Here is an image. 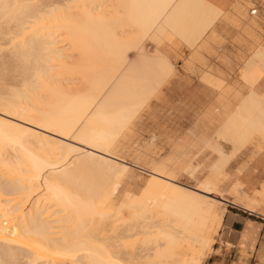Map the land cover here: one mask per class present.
I'll list each match as a JSON object with an SVG mask.
<instances>
[{
  "label": "bare ground",
  "instance_id": "obj_1",
  "mask_svg": "<svg viewBox=\"0 0 264 264\" xmlns=\"http://www.w3.org/2000/svg\"><path fill=\"white\" fill-rule=\"evenodd\" d=\"M222 11L209 0H0V246L8 255L20 250L27 264H201L224 215L221 170L252 137L264 146V93L251 88L264 73V45L240 70L251 89L206 141L218 155L199 184L112 148L175 71L163 42L177 37L193 51ZM69 163L82 176L98 172L94 185L72 178ZM130 168L149 178L124 218L108 182ZM244 187L239 179L227 191L251 208ZM256 193L264 199V187ZM122 224L128 235L117 232ZM140 232L147 236L136 246L129 239Z\"/></svg>",
  "mask_w": 264,
  "mask_h": 264
},
{
  "label": "rangeland",
  "instance_id": "obj_2",
  "mask_svg": "<svg viewBox=\"0 0 264 264\" xmlns=\"http://www.w3.org/2000/svg\"><path fill=\"white\" fill-rule=\"evenodd\" d=\"M252 9L256 10L255 14H250V10ZM244 10L248 19H254L252 20L254 25L257 24L255 20L258 21V27L255 29L256 34H246L245 31L242 30L243 20L240 17H237L233 24L219 20L217 27H215L217 32L211 31L208 35L210 38L208 47L205 49L199 47L198 53V47H196L193 51H190L188 55V58L194 57L193 59L187 58L182 64L174 63V74L171 75L160 88L149 97V100L147 99L145 105L138 110L130 126L115 142V147L112 148L113 152L127 162L137 163L145 167L144 169L155 164L156 167L162 168L167 174L186 185L196 186L199 184L210 172L209 164L215 161L218 155L214 153L216 151H214L209 143H205L204 147L202 143V141L211 138L212 135L215 134L221 121V117L219 116H217V119L212 118L208 113V109L212 107V104L216 100L219 101V104H229L230 108H234L241 100L240 98L245 96L253 87L250 88L249 84L241 77V66L238 67L237 76H232L231 78L229 67L230 60L233 58L244 64L250 57V54L252 55V51L254 53L256 48L264 45V0H247L244 4ZM234 45L246 49L237 51H235L234 48L230 49V47H234ZM231 72L233 71L231 70ZM238 79H242V83H240ZM256 87L259 89L260 86L257 84ZM216 110H218V107ZM219 114L221 113L219 112ZM218 141L223 144L222 148L224 154L231 153L230 144L220 138ZM259 143L260 139L258 137H252L232 156L226 167L221 170V174L227 172L229 175H227L228 178L221 183V191L226 199L234 200L233 195L230 194L227 189H229V186L234 180L239 167L241 165L246 166L249 160L264 148L262 147L259 149ZM50 156L51 159L54 158V156ZM73 160L75 163L74 157L72 161H70L73 163ZM187 164L197 166L196 170L192 171V175L186 171ZM68 166L71 177L73 175L72 178L75 177L74 173H76V176H78L79 173V175H81L80 171L77 172L78 168L75 169L76 164L72 165L69 163ZM73 166H75V168ZM70 167L75 171L70 169ZM81 171L83 172V170ZM0 172L2 173L3 171L0 170ZM70 172L68 171L67 174L69 175ZM92 172L98 174V172H94L93 170ZM92 172L91 174H93ZM47 173V176L49 174L51 175H49L50 179L52 178V174L55 175L54 178L58 177V173ZM220 173L219 175L221 176ZM96 174L93 175L96 177ZM82 175L80 177L78 176L80 179L77 178V181L80 180L82 182L79 183L80 185H83L84 182L88 186L89 184L94 185V176L91 177V179L89 175L86 174L85 176L88 175V178L86 177L87 180H85V176ZM220 176L218 178H220ZM59 178L58 179L62 182H67L69 180V176L66 177V174H62V176L59 174ZM148 178V173L140 172L136 168L128 169V171L118 179L110 177L109 180L112 179V181H109L110 183L108 182V189L112 200V209L116 210L119 204V211L122 214H120L119 211L118 214L124 216V218L126 215L128 216L127 212H130V210H128L129 207H127V204H129V197H140V194H143V189ZM89 179L92 180V183L88 182L90 181ZM229 204V202L218 203L217 212L220 213V209L223 208L225 210V215L228 210L231 209ZM120 226L119 228L121 230L123 228V230L121 231L119 229L117 232L121 234L124 232V234H122L123 236L128 235L129 233L124 231V225L123 227ZM220 229H222V225L214 235L215 238L212 243V248L209 251L210 253L203 258L201 264H207L205 260L208 255L213 253L214 244L221 243V236L219 235ZM139 234L140 235L136 233L135 237L129 239V241L134 239V243L136 242L134 245L136 246L140 245L143 238L147 236L141 232ZM110 235L112 234H109V237ZM113 238H115V235ZM108 240L111 239H107L106 241ZM114 240L116 241L117 239L115 238ZM114 240L112 239L110 244H112L111 242H115ZM0 252H2L0 264H27L28 262L26 260L27 258H25L27 256H24L25 254L20 250H17L16 255L11 256L6 253V248L0 246Z\"/></svg>",
  "mask_w": 264,
  "mask_h": 264
},
{
  "label": "crops",
  "instance_id": "obj_3",
  "mask_svg": "<svg viewBox=\"0 0 264 264\" xmlns=\"http://www.w3.org/2000/svg\"><path fill=\"white\" fill-rule=\"evenodd\" d=\"M209 1L216 4L218 7L223 9V11L219 18L216 19V21L213 23L212 27L205 33L203 39L196 46L198 47L197 53L199 51V47H203L204 49L208 47V44L210 42V38L208 37V35L211 31L217 32V29H215V27H217L219 20H223L226 23L233 24L236 21L235 19L237 17H240L243 20L242 30L245 31L246 34H256L255 29L258 27V21L255 20L257 24L254 25L252 22V20L254 19H248L244 10V4L247 0ZM233 48L235 51L246 49L237 45H234V47H230V49ZM161 49L166 52L173 63L177 64H182L188 58V55L191 51L190 47L188 48V46L185 45V43L177 37L170 41L163 42V44L161 45ZM191 58L193 59L194 57H190L188 59ZM239 66L242 67L243 63L231 58L229 64L231 78L232 76H237ZM231 70L233 72H231ZM173 74L174 72L171 75ZM238 80H240V83H242L243 81L242 79ZM257 84L258 86H260V90L256 87ZM252 88L259 94L264 93V91H261L264 90V73H262V75ZM217 107L218 110H215ZM234 108H230L229 104H219V101L216 100L212 104V107L208 109V113L210 112L209 114L214 119H217V116L221 117V121L219 124L220 127L225 118ZM219 112L222 115L219 114ZM208 140L206 139L205 141H203V145L207 143L206 141ZM218 143L221 146L223 145L219 141ZM262 147L264 146H261L260 144L258 148L261 149ZM132 164L138 165L137 163ZM239 179L243 182V187L245 186L244 190L246 191V193L255 200L254 206L251 208H245L237 200H228L226 198L225 200H223L222 203H230L229 207L231 209L228 210V212L224 215V218L221 222L222 229H220L219 233V235L221 236V243L214 244V255H212L211 253L207 256L205 260L207 264H264V199L261 198L262 195L256 193V191L261 190L262 187H264V148H262L260 152L254 155L253 158L249 160L246 166L241 165L239 167L237 173L235 174V178L229 187L238 182ZM225 219H227V223H225Z\"/></svg>",
  "mask_w": 264,
  "mask_h": 264
},
{
  "label": "snow or ice",
  "instance_id": "obj_4",
  "mask_svg": "<svg viewBox=\"0 0 264 264\" xmlns=\"http://www.w3.org/2000/svg\"><path fill=\"white\" fill-rule=\"evenodd\" d=\"M221 212H224L225 210L223 208L220 209ZM227 219H225V223H227ZM212 255H214V252L212 253Z\"/></svg>",
  "mask_w": 264,
  "mask_h": 264
},
{
  "label": "built area",
  "instance_id": "obj_5",
  "mask_svg": "<svg viewBox=\"0 0 264 264\" xmlns=\"http://www.w3.org/2000/svg\"><path fill=\"white\" fill-rule=\"evenodd\" d=\"M252 13H254V9H252Z\"/></svg>",
  "mask_w": 264,
  "mask_h": 264
}]
</instances>
